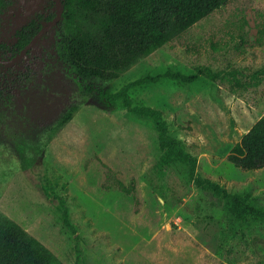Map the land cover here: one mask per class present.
Returning a JSON list of instances; mask_svg holds the SVG:
<instances>
[{"label": "rangeland", "instance_id": "1", "mask_svg": "<svg viewBox=\"0 0 264 264\" xmlns=\"http://www.w3.org/2000/svg\"><path fill=\"white\" fill-rule=\"evenodd\" d=\"M48 1L11 0L0 7V42L10 44L15 31ZM62 17L63 10L59 21ZM52 37L42 35L16 61H6L11 53L0 48V85L18 93L21 78L29 87L46 88L47 74L55 87L57 103L52 98L47 107L15 114L28 122L27 134L41 131L46 138L45 127L79 101L68 98L72 85L61 72L46 71ZM199 68L216 71V78L204 72L190 83L163 77L136 85L129 90L133 103L162 109L169 134L196 154L202 175L230 192L247 191L250 205H262L264 167L242 169L227 154L264 113V0L227 1L97 85L114 92L146 74ZM160 154L152 119L93 93L53 134L43 161L31 168L20 166L16 148L0 132V212L65 264H76L78 255L80 264H258L264 221L238 219L223 199L191 182L180 159L163 175ZM118 180L126 185L134 180V193L113 186ZM56 194L66 196L77 240L55 206Z\"/></svg>", "mask_w": 264, "mask_h": 264}, {"label": "trees", "instance_id": "2", "mask_svg": "<svg viewBox=\"0 0 264 264\" xmlns=\"http://www.w3.org/2000/svg\"><path fill=\"white\" fill-rule=\"evenodd\" d=\"M227 1L229 0H60L62 21H58L43 33L53 36L45 68L48 73L61 72L72 85L73 93L68 98H78L79 101L55 123L45 127L49 133L46 138L41 131L27 134L28 122L16 118L15 114H24V111L34 107H47L49 100L58 96L55 87L49 85V76L44 75L43 84L49 83L46 88L29 87L21 78L17 79L21 85L18 93L11 87L0 85V132L16 148L20 166L31 168L43 161V148L53 134L90 95L99 93L109 101L120 100L134 114L152 119L158 132L161 150L158 165L163 175L168 173L173 161L180 159L188 165L191 182L223 199L238 219L264 221V204L250 205L247 202V191L230 192L220 182L202 175L198 171L196 154L187 150L183 141L169 134V126L162 109L152 105L134 104L129 93L136 85L156 82L163 77L190 83L205 72L214 80L216 71L199 68L194 73H184L167 69L135 78L114 92L97 85L98 81H109L118 77L131 65ZM10 3L11 0H0V7H6ZM56 8L55 0H49L43 11L37 12L15 31L10 44L0 42V48L8 50L11 58L16 56L35 33L56 16ZM3 61L0 57V65ZM54 101L57 103V100ZM14 105L23 107L22 111H14ZM227 158L245 170L264 167V113L230 148ZM107 169L111 171L108 167ZM109 171L106 172L107 178L111 177ZM130 184L126 185L118 180L113 186L132 194L134 180ZM40 186L49 195L47 187L43 184ZM54 198L57 199L55 206L60 211L64 224L75 233L74 238L77 240V226L71 219L66 196L56 194ZM0 264L65 263L21 224L0 212ZM76 264H80L79 255ZM258 264H264V255Z\"/></svg>", "mask_w": 264, "mask_h": 264}, {"label": "water", "instance_id": "3", "mask_svg": "<svg viewBox=\"0 0 264 264\" xmlns=\"http://www.w3.org/2000/svg\"><path fill=\"white\" fill-rule=\"evenodd\" d=\"M56 6H57V13L56 16L49 21L44 27L40 28L35 35L32 37V39L20 50V52L14 56L11 59H7L6 61H16L18 60L28 49L34 46V44L37 42L39 37L43 35L44 32H46L48 29H50L53 25H55L62 15V7L60 0H55Z\"/></svg>", "mask_w": 264, "mask_h": 264}, {"label": "flooded vegetation", "instance_id": "4", "mask_svg": "<svg viewBox=\"0 0 264 264\" xmlns=\"http://www.w3.org/2000/svg\"><path fill=\"white\" fill-rule=\"evenodd\" d=\"M54 26V25H53ZM40 38V37H39ZM26 53V52H25ZM13 58V57H12ZM11 59V58H10Z\"/></svg>", "mask_w": 264, "mask_h": 264}]
</instances>
